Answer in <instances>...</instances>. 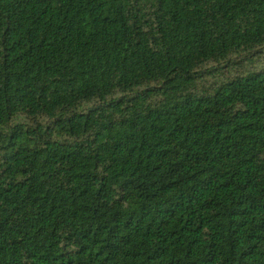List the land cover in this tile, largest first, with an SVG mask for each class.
<instances>
[{
    "label": "trees",
    "instance_id": "16d2710c",
    "mask_svg": "<svg viewBox=\"0 0 264 264\" xmlns=\"http://www.w3.org/2000/svg\"><path fill=\"white\" fill-rule=\"evenodd\" d=\"M0 264H264V0H0Z\"/></svg>",
    "mask_w": 264,
    "mask_h": 264
}]
</instances>
